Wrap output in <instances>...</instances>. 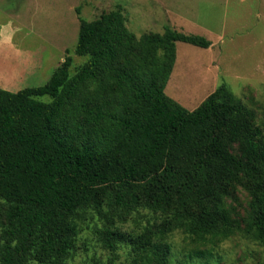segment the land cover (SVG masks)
I'll return each mask as SVG.
<instances>
[{
	"label": "trees",
	"instance_id": "16d2710c",
	"mask_svg": "<svg viewBox=\"0 0 264 264\" xmlns=\"http://www.w3.org/2000/svg\"><path fill=\"white\" fill-rule=\"evenodd\" d=\"M177 42L210 45L169 27L136 36L117 8L79 19L75 73L67 56L43 86L0 89V264H68L84 227L134 264H169L175 231L189 256L234 235L264 243V121L226 85L192 111L169 98ZM140 211L153 218L139 232L114 227Z\"/></svg>",
	"mask_w": 264,
	"mask_h": 264
},
{
	"label": "rangeland",
	"instance_id": "374dc122",
	"mask_svg": "<svg viewBox=\"0 0 264 264\" xmlns=\"http://www.w3.org/2000/svg\"><path fill=\"white\" fill-rule=\"evenodd\" d=\"M117 8L136 36L163 33L169 27L210 42L207 48L176 43L164 89L169 98L192 111L226 85L264 121V0H0V87L16 93L43 86L67 56L72 60L69 72L75 73L86 61L74 52L79 19L90 22ZM248 202L240 187L227 199L239 218L246 214ZM140 214L114 227L139 232L153 218L147 211ZM166 240L172 247L169 264H264V243L240 235L198 248L203 256H189L194 245L180 231ZM77 246L68 264H92L93 259L134 264L128 248L117 254L103 249L89 228L84 227Z\"/></svg>",
	"mask_w": 264,
	"mask_h": 264
},
{
	"label": "crops",
	"instance_id": "0c3cea01",
	"mask_svg": "<svg viewBox=\"0 0 264 264\" xmlns=\"http://www.w3.org/2000/svg\"><path fill=\"white\" fill-rule=\"evenodd\" d=\"M0 89H2L1 87H0ZM4 90V89H3Z\"/></svg>",
	"mask_w": 264,
	"mask_h": 264
}]
</instances>
